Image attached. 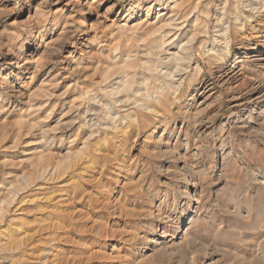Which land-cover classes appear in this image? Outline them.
I'll list each match as a JSON object with an SVG mask.
<instances>
[{
    "label": "rangeland",
    "instance_id": "1",
    "mask_svg": "<svg viewBox=\"0 0 264 264\" xmlns=\"http://www.w3.org/2000/svg\"><path fill=\"white\" fill-rule=\"evenodd\" d=\"M86 193L100 259L264 264V0H0V264H69Z\"/></svg>",
    "mask_w": 264,
    "mask_h": 264
},
{
    "label": "bare ground",
    "instance_id": "2",
    "mask_svg": "<svg viewBox=\"0 0 264 264\" xmlns=\"http://www.w3.org/2000/svg\"><path fill=\"white\" fill-rule=\"evenodd\" d=\"M236 19V18H235ZM197 20V19H196ZM195 20V21H196ZM195 23V22H194ZM180 28V27H179ZM154 30V29H153ZM156 30V29H155ZM153 32H157V31H153ZM165 35H163V36H161V38L160 39H162L163 37H164ZM224 38H226V37H224ZM192 40V39H191ZM156 42V41H155ZM152 43V42H151ZM166 44L167 42L166 41H162L161 42V44ZM162 44V45H163ZM152 45V44H151ZM184 45V44H183ZM182 45V47L183 48H181V49H184V50H186L187 51V48H186V45L185 46H183ZM164 46V45H163ZM150 50V49H149ZM184 50H182V51H184ZM156 54H158V53H156ZM153 55V54H152ZM176 55V60L174 61V62H177V66H176V68L174 69V71H171V72H173V73H168V74H164V75H166L167 77H171L172 76V74H174V73H176V74H180L181 72H185V70L187 69V67H188V64L190 63V61H191V56L193 55V54H187V57H185V56H183V57H181V56H179L178 54H175ZM191 55V56H190ZM184 60H186V62H184V63H187L186 65H184V63L182 64V61H184ZM127 66H129V65H127ZM131 66V65H130ZM151 66V65H150ZM17 68H21V63H19V64H17V66H16ZM131 68V67H130ZM196 70V69H195ZM167 77H165V78H167ZM128 78V77H127ZM133 78V77H132ZM164 78V77H163ZM162 78V79H163ZM164 78V79H165ZM172 78V77H171ZM129 80V78L126 80L125 79V81H126V83H125V86L123 87V90L125 89V90H127V92H130L129 91V88H130V86H132V81H134V80H132V81H128ZM166 80V79H165ZM124 81V80H123ZM123 81H121V83H123ZM160 83V82H159ZM135 84V83H134ZM133 84V85H134ZM167 84H168V82H167ZM166 84V85H167ZM124 85V84H123ZM168 85H173L172 83L170 84V82H169V84ZM167 85V86H168ZM178 85L179 84H177V86L175 87V88H178ZM138 87V86H137ZM132 88V87H131ZM131 88H130V90H131ZM168 88H170V87H168ZM167 88V89H168ZM142 88H135V90L133 89L132 90V92H130V93H132V95H133V98L132 99H130L129 98V96H124L125 98L123 99V100H115V102L114 103H126V104H128V101H132V105L133 104H135V106H136V104H138L139 102H140V104H138L136 107H142V106H144V109L146 108L147 109V107L150 105L149 104V102H148V100H142V99H140L142 96H144V91H143V89H142V91L144 92H140V90H141ZM160 91H161V93H162V89L163 88H161V87H159L158 88ZM171 89V88H170ZM112 91H114V90H111L109 93L111 94V95H114L115 96V94H118V93H122V90H117L116 92H112ZM125 92V91H124ZM108 93V92H107ZM108 93V94H109ZM126 93V92H125ZM129 93V94H130ZM148 93V92H147ZM106 94V93H105ZM128 95V94H127ZM151 95V94H150ZM148 96V95H147ZM146 96V97H147ZM152 96V95H151ZM112 97V96H111ZM158 97V96H157ZM157 99V98H156ZM160 99H161V97H159V100L158 101H160ZM153 100V99H152ZM119 101V102H118ZM154 102V101H153ZM131 104V103H130ZM140 109V108H139ZM110 113V112H109ZM107 116H108V114H107ZM107 118H109V117H107ZM113 119L115 120V117L113 116V117H111L110 116V120H112L113 121ZM108 122H109V120H108ZM119 124V123H118ZM112 125H113V123H112ZM49 153H51V151L49 152ZM44 155V154H43ZM44 157H45V155H44ZM65 169H66V167H62V168H60V172H59V174L58 175H60V174H62L63 172H65ZM72 172V171H71ZM70 172V173H71ZM69 173V172H68ZM52 174V173H51ZM70 176V175H69ZM59 177V176H58ZM54 178H55V176H54ZM75 179V178H74ZM29 184V183H28ZM28 186V185H27ZM83 189V188H82ZM75 189H73V195H72V197L73 196H75ZM82 192V191H81ZM64 193H66V192H64ZM63 193V194H64ZM79 193V192H78ZM83 193V192H82ZM64 195H66V194H64ZM79 196V195H78ZM82 196V195H81ZM80 196V197H81ZM94 196H96V195H93V197L91 196V195H89V193H86V195H85V197H87V198H80L82 201L80 202V203H77V205H74V209L76 208L77 210H74L73 208H72V206H71V208H70V211H69V213L67 212V214H66V216H67V218H69L68 220L70 221V223L71 224H69V225H72V228H74V230L77 232L76 233V237H77V240H78V243L76 244V245H73V248H72V250L73 251H75V254H76V256L75 257H72V259H70L69 260V264H94V263H96V264H114V261H110V260H105V259H100L102 256H104V254L102 253V251H101V247L100 246H98L99 244H102V240H101V238H102V231H103V228H104V226H105V220L107 219V218H109V216H111L112 217V213L113 212H111L109 209V207L107 206V201H106V199L104 198V197H102L103 199L101 200L100 198H97V197H94ZM71 197V198H72ZM83 197H84V194H83ZM91 197H92V199H91ZM12 200V199H11ZM71 201H73L72 199H71ZM80 201V200H79ZM92 204L94 205V206H92ZM124 204H125V201L124 200H122V199H117V201L115 202V206L116 207H114V209H116L115 210V212H117V215H119V216H121V218H123V219H126L127 221L125 222V225H126V223L128 222V217L130 216V215H132V212H130V210L129 209H127V208H125L124 207ZM114 205V204H113ZM68 208H69V206H68ZM97 209L98 210V213H100V215H99V217H97V219L99 220H97L98 221V224L93 228V230H95V232L94 233H89L88 234V229H86V221L87 220H89L90 219V216H91V211L92 210H94V209ZM4 210V208H0V213L2 212ZM69 210V209H68ZM91 210V211H90ZM96 211V210H95ZM96 213V212H95ZM81 219V220H79V219ZM165 219L164 221H163V223H165V222H169L170 220H169V217H167V216H163L162 217V219ZM73 219H77V220H79L77 223H74V222H72V220ZM95 219V218H94ZM58 220V219H57ZM58 225V224H57ZM59 227H61L60 225H58ZM170 227H169V229H167V231H169V232H171V233H173L175 230H176V226L174 225V224H170L169 225ZM181 227H182V224H181ZM183 227H185L184 225H183ZM57 228V227H56ZM60 229H62V228H60ZM188 233V232H187ZM64 234H65V231H60L58 234H57V245L58 246H60L61 244H63V243H65L66 242V237H63L64 236ZM187 235V234H186ZM92 237H94V238H96L97 240H98V244L97 243H89L90 242V240H91V238ZM126 250H127V248H126ZM105 257V256H104ZM57 259H58V263L59 264H61V259H62V256L61 255H59V253H58V257H57ZM63 260V259H62ZM62 262H64V261H62Z\"/></svg>",
    "mask_w": 264,
    "mask_h": 264
}]
</instances>
